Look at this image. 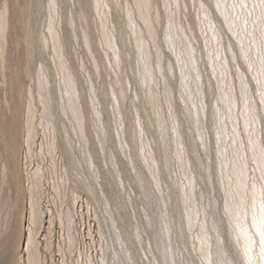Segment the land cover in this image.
<instances>
[{"label":"rangeland","instance_id":"obj_1","mask_svg":"<svg viewBox=\"0 0 264 264\" xmlns=\"http://www.w3.org/2000/svg\"><path fill=\"white\" fill-rule=\"evenodd\" d=\"M201 2L57 0L52 11L48 0H10L0 112L17 127L23 205L0 151V229L24 253L12 259L174 264L193 244L188 258H199L201 240L215 257L237 235L242 250L243 236L212 210L227 182L221 161L244 156L249 138L261 143L259 120L251 137L245 125L249 109L264 110L252 103L264 76L255 45L244 41L246 71Z\"/></svg>","mask_w":264,"mask_h":264},{"label":"snow or ice","instance_id":"obj_2","mask_svg":"<svg viewBox=\"0 0 264 264\" xmlns=\"http://www.w3.org/2000/svg\"><path fill=\"white\" fill-rule=\"evenodd\" d=\"M150 3L151 0H142L143 6L150 5ZM48 6L52 11L57 10V0H48ZM95 7L97 9L100 7L107 8L108 5L103 4L102 0H95ZM9 8L10 0H0V40L5 43L8 29L4 22L8 17ZM200 8L205 11V18L208 19L210 28L215 30L217 27L213 19L218 22L221 29L226 28L230 38L235 41V46L239 48L238 56L246 62V71H251L253 63L250 62L249 50L244 48V41L247 39L251 42L250 49L252 45H255L256 56L260 62L257 71L261 76H264V0H202ZM208 9H211V12H208ZM4 59L5 49L0 47V63ZM254 79L256 86L252 88V94L253 97L259 96L260 99L258 101L253 99L252 103L264 105V79ZM244 95H247V89L244 90ZM247 103L245 101L246 105ZM246 116L245 127L249 129L246 134L250 137L254 135L252 126L259 120L261 143L259 147H256L255 141L249 138L246 145L251 147L246 149L244 156L227 165L221 161L219 172L221 176H224L227 167V182L224 179L219 180L223 193L221 207L212 210L214 217L220 216L221 224L226 218L229 225L243 236V248L242 250L239 248L240 235H237L232 242H228L226 238L225 246L219 249L216 256L213 257L210 250H205L206 241L201 240L199 258L197 256L188 258V255H191L195 250V244H193L192 248L188 250V254L182 258H177L174 264H264V110L249 109ZM6 137L7 134H5ZM0 151H4L3 142H0ZM248 152H251L252 155L249 156ZM10 154L11 147L9 146L6 155L10 156ZM217 154L219 155V153ZM234 176L236 177V186L232 187ZM201 188L206 189L207 185H202ZM200 198L202 199V194ZM235 201H238V207H233ZM197 219H199V215H197ZM154 224L149 226H154ZM0 232H3L6 237L4 241L6 254L3 259H0V264H20L19 260H12L11 257L21 256L24 253L19 250L13 251L15 243L13 237L8 235L5 230L0 229ZM33 264H36L35 260Z\"/></svg>","mask_w":264,"mask_h":264},{"label":"bare ground","instance_id":"obj_3","mask_svg":"<svg viewBox=\"0 0 264 264\" xmlns=\"http://www.w3.org/2000/svg\"><path fill=\"white\" fill-rule=\"evenodd\" d=\"M13 114H14V112H13ZM14 126H15V128H17L16 125H14ZM15 128L13 127V125H11L9 119L7 117H5L0 112V142H3V144H4V151H1V152L4 155L5 161L6 160L8 161L7 165L9 167L10 171H11V182H12V190L14 191V196L13 197H15V203L17 204L18 208H22L21 204H22V201H23L22 200L23 191H22V185H21V176H20L21 173L20 172L17 173V171L15 170V164H14V160L16 159L15 158L16 148H15V144H14V139L17 138V135H16L17 131L15 130ZM5 134H7L6 138H5ZM9 146L11 147L10 156L6 155V151H7ZM24 194H25V192H24ZM24 197H25V195H24ZM18 230H19V228H18ZM14 233H15V231H14ZM4 255H5V253L0 255L1 259L4 258ZM12 260H14V259H12Z\"/></svg>","mask_w":264,"mask_h":264}]
</instances>
